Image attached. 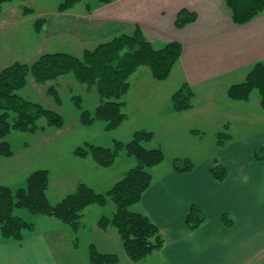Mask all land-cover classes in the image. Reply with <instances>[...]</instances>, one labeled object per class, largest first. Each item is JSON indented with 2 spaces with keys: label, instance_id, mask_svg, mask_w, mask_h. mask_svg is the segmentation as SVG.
<instances>
[{
  "label": "crops",
  "instance_id": "crops-1",
  "mask_svg": "<svg viewBox=\"0 0 264 264\" xmlns=\"http://www.w3.org/2000/svg\"><path fill=\"white\" fill-rule=\"evenodd\" d=\"M181 10L196 13L197 21L178 29L175 23ZM96 12L94 20L107 27L100 33L104 37L130 33L138 26L157 48L173 41L184 47L166 81L154 80L147 68L138 70L127 95L132 106L137 101L133 95L136 86L142 92L139 99L154 103L161 116L165 113L175 121L185 120L180 125L188 134L193 130L207 132L208 126L215 127V133L227 126L230 135L223 148L213 151L206 161L197 162L190 172H176L173 167L160 170L161 164L154 168V182L141 202L132 207L148 215L166 239L163 248L152 255L159 254V264H261L264 158L257 159L256 152L264 148V128H260L264 126V110L260 98L254 103L253 96L247 102H236L227 97V91L243 82L252 66L264 62V13L237 26L225 0H116ZM184 83L195 92L194 107L176 113L171 96ZM191 139L190 143L204 141ZM179 157L183 156L174 159ZM187 158L192 159L190 155ZM217 164L227 171L223 181L211 174ZM95 185L89 184L97 190ZM193 205L202 209L206 221L191 232L186 217ZM224 215L232 224L225 223ZM20 216L34 223L27 211ZM48 222L53 228L56 221L40 220L41 226L36 225L23 241L5 240L0 232V264H59L53 242L61 243L69 232L64 230L65 235L58 234L55 239ZM96 232L107 249L96 245L99 251L114 253L103 244L111 243L112 238L117 240L118 234L100 229ZM122 262L132 264L124 253L118 264Z\"/></svg>",
  "mask_w": 264,
  "mask_h": 264
},
{
  "label": "trees",
  "instance_id": "trees-1",
  "mask_svg": "<svg viewBox=\"0 0 264 264\" xmlns=\"http://www.w3.org/2000/svg\"><path fill=\"white\" fill-rule=\"evenodd\" d=\"M16 0H0V13L3 7ZM26 1V0H18ZM87 0H65L59 7L61 12L72 9ZM116 0H97V6L109 5ZM231 12L232 21L237 26L252 22L264 13V0H225ZM87 8L91 10V5ZM197 14L181 10L176 19V27L182 29L197 21ZM36 31H40L37 24ZM179 42H168L157 48L138 26L130 33H123L100 43L91 50H85L82 57L66 52L42 54L34 63L15 62L0 71V157L14 155L10 138L14 134H35L49 128H62L65 120L61 113L44 107L41 103L26 98L22 93L30 79L46 85L62 77L71 76L75 81L95 92L99 104L88 110L83 107L81 96L74 98L75 107L80 112L79 121L84 127H92L98 121L106 124L105 129L113 131L119 128L128 117L127 97L131 89V78L141 68H147L154 80L166 81L173 72L183 53ZM260 96V106L264 110V62L256 63L248 72L245 80L233 84L227 91V97L236 102H247L254 92ZM47 94L53 95L60 105V97L52 88ZM195 92L184 83L171 96L176 113L190 111L194 107ZM44 123L45 126L39 124ZM227 128V127H226ZM218 147L223 148L230 140L228 133H220ZM154 139V133L146 130L136 131L131 141L124 143L115 140L112 147L86 143L77 147L74 155L91 158L101 168L112 167L119 154L125 150L136 164L116 182L108 191L99 192L88 184L80 182L76 189L66 195L57 204H51L47 192L50 187V173L38 170L31 173L24 187L13 190L0 186V232L5 240L23 241L26 232L34 230V224L26 221L16 210H26L35 216L53 218L71 228L74 233L84 226V211L92 206L105 207L109 201L114 206L111 216H102L98 221L101 231L113 228L123 245V249L132 262L137 264L153 253L160 251L166 239L159 227L146 214L135 212L132 207L141 202L146 191L154 182L152 168L162 164L165 154L160 148H147L146 143ZM257 159L264 158V148L256 152ZM196 164L191 159H175L173 169L176 172H190ZM215 180L226 179L227 171L220 164L211 170ZM227 225L232 224L224 215ZM206 221L202 209L193 205L186 217L189 231L198 230ZM91 264H118L119 255L103 253L95 244L89 246Z\"/></svg>",
  "mask_w": 264,
  "mask_h": 264
},
{
  "label": "rangeland",
  "instance_id": "rangeland-1",
  "mask_svg": "<svg viewBox=\"0 0 264 264\" xmlns=\"http://www.w3.org/2000/svg\"><path fill=\"white\" fill-rule=\"evenodd\" d=\"M64 2L65 0H26L24 2L16 0L3 7L0 13V71L15 62L32 64L45 53L66 52L82 57L85 50H91L100 43L114 38L112 35H110L112 37L100 35L107 30V27L100 21L94 20L96 11L105 5L97 6V0H87L68 11L61 12L59 7ZM88 4L91 5V10L87 8ZM38 23L39 32L36 31ZM52 88L60 97V105L53 95L47 94V91ZM134 89L135 92L132 93L137 101L133 106L128 97L124 98L127 102V120L116 130L108 131L105 129L106 124L102 121L96 122L89 128L80 124V111L74 105V98L81 96L84 109L93 110L99 104L94 91L88 92L85 85L77 83L71 76L62 77L46 85L38 84L30 79L22 94L50 110L61 113L65 123L62 128L46 127L45 131L35 134H14L10 138L14 155L9 158L0 157V186L17 190L24 187L26 178L31 173L47 170L50 173V187L47 195L53 205L72 193L80 182L96 184L95 188L99 192L108 191L136 164V159L129 157L123 150L112 168L109 167L111 169L106 170L108 168L99 167L91 158L75 156L74 150L86 143L104 147H112L115 140L127 143L139 130L154 133V139L146 143L147 148L163 150L165 160L160 170L173 167L175 157L183 156L179 159H186L190 155L192 159L195 158V161L191 160L199 164L211 157L213 151L220 149L218 141L221 137L218 135L228 133L227 126L215 133L213 131L215 127L208 126L207 132L193 130L188 134V131L180 125L184 124L185 120L175 121L165 113L161 116L157 113L158 107L146 99L145 101L141 97L139 99L142 92L137 90L136 86ZM252 96L255 97L253 103L260 98L256 91ZM39 125L45 126L44 123ZM191 137L204 141L199 142L200 144L190 143ZM90 162L93 164H89ZM91 165L96 169H93ZM154 168L150 170L152 173ZM98 169L101 170L98 172ZM113 211L114 206L110 201L105 207L93 206L91 209H86L82 220L84 226L78 233H74L69 226L53 218L35 216L31 213L30 215L34 217V230L36 225L41 226L40 220L56 221L53 228L48 222V230L51 232L54 229L55 239L58 234L65 235L63 231L68 230L69 235H65L61 243L53 242L59 264H91L89 259L91 244L97 245L101 250H107L102 246V236L96 232L99 229L98 221L102 216L110 217ZM21 212L26 210H16L18 214ZM108 231L116 232L113 228ZM28 233L26 232V235ZM103 245L119 257L121 253L126 255L119 236L117 240L112 238L111 243L104 242ZM159 263V254H154L137 264ZM261 264H264V259Z\"/></svg>",
  "mask_w": 264,
  "mask_h": 264
}]
</instances>
